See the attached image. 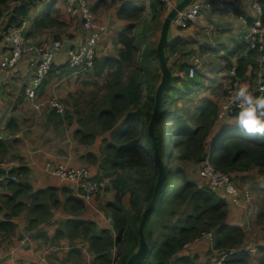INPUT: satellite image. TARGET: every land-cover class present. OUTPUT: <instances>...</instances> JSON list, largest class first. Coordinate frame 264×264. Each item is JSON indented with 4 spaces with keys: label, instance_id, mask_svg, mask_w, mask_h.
Returning <instances> with one entry per match:
<instances>
[{
    "label": "crops",
    "instance_id": "1",
    "mask_svg": "<svg viewBox=\"0 0 264 264\" xmlns=\"http://www.w3.org/2000/svg\"><path fill=\"white\" fill-rule=\"evenodd\" d=\"M99 1L87 0L89 8H95L97 23L107 32L97 46L96 58L98 61L105 57L118 58L123 46L115 45L116 35L129 22L120 19L109 0L103 4H98ZM173 1L180 4L185 0ZM194 1L199 0H191L188 5ZM204 1L211 7L202 10L195 21L182 28L171 22L168 28L164 57L172 82L174 76L181 81L175 89L183 96L170 106L175 120L164 123L163 134L166 137L171 129L182 126L195 129L204 119L209 123L203 142V153H207L224 134L255 137L245 135L235 124L228 123V116L217 121L216 115H207V109L226 97L231 86V70L237 75L239 86L247 84L256 95L264 79V63H260L258 56L250 57L247 48H240L245 46L242 40L245 27L257 17L252 2ZM151 3L152 0H133L131 5L148 8ZM261 7L264 12V0ZM165 17L163 12L161 20ZM6 21L5 16L1 18L0 29ZM21 25L26 41L44 49L55 39L76 43L83 36L79 21L67 13L63 0L34 2L28 6ZM4 35L0 31V54L10 47ZM159 36L160 32L153 41ZM176 42L182 47L173 54L168 47ZM189 55L199 60L193 79L187 77L188 69L179 70L180 64L188 62ZM30 59L31 55H25L12 69L0 66V216L1 222L10 225L7 231L0 230V264H126L138 248L127 261H123L121 253L118 255L108 206L113 201V193L99 169V148L79 143L75 132L80 130V117L69 113V101L96 103L104 95L106 70L100 75L94 69L76 70L68 64L64 53H58L53 55L47 77L35 87L33 74L28 69ZM96 80L101 82L103 92L92 93L90 98V87ZM160 81L161 76L158 84ZM32 87L35 94L29 96L26 90ZM50 100L59 101L64 112L60 114L49 108L46 103ZM35 104L44 106L36 110ZM166 145L163 146L165 158ZM163 163L167 167L182 168L198 188L209 189L207 181L199 174L200 162L174 160L169 163L164 159ZM59 166L88 168L91 177L98 181L100 192L90 207L80 200L82 206L77 208L66 200L74 195L72 184L52 175ZM9 174L15 176L16 181L9 180ZM233 184L238 192L236 201L232 195L215 192L226 206V230L219 235L215 233L212 241L202 237L194 239L166 264H174L176 258L184 257L192 264H215L227 251H232L230 255L239 254L243 258L241 264H264V168L250 166L244 173H233ZM182 207L176 218L181 215ZM154 218L158 220L160 216ZM158 230L154 227V237ZM102 232L112 238V246L106 250L101 249L102 241L93 237V234L103 236ZM24 237L29 238L28 242ZM218 238L222 242L220 246H217ZM141 264L153 263L144 260Z\"/></svg>",
    "mask_w": 264,
    "mask_h": 264
},
{
    "label": "trees",
    "instance_id": "2",
    "mask_svg": "<svg viewBox=\"0 0 264 264\" xmlns=\"http://www.w3.org/2000/svg\"><path fill=\"white\" fill-rule=\"evenodd\" d=\"M38 1L42 0H0V20L4 16L7 18L0 31L6 34L10 30L19 29L23 18L27 16L28 6ZM109 1L114 4V10L117 9L120 19L129 22L117 33L115 39V45L121 44L123 50L119 52L118 58L105 57L99 61L96 51L91 68H74L79 71L94 69L97 75L106 70L103 85L105 93L91 109L92 116L86 120L84 116L78 119L80 130L75 132V137L82 145L93 144L99 148V169L102 178L108 180L113 193V201L108 206L112 227L116 232L118 255L121 253L123 261H127L139 246L138 224L157 181V168L153 163L147 125L153 109L155 89L161 76L153 38L161 28L164 5L161 0H152L148 8L133 7V0ZM103 3L105 0H100L98 4ZM90 10L93 12L95 8ZM139 21L142 23L139 24ZM135 23H138V31L132 33ZM181 47L182 44L176 42L168 47V51L175 54ZM244 47L240 48H247ZM248 54L253 58L257 56V52L251 50ZM188 68V62L179 65L180 72ZM180 82L174 76L172 85L164 93L162 108L154 125V135L163 160L166 159L169 163L174 160L201 162L206 159V154L203 153V142L209 125L206 120H201L195 129L182 126L176 132L171 129L165 138L163 136L164 123L175 120L170 106L183 96V93L175 89ZM261 83H264V79ZM220 105L218 103L208 108L207 115L215 116ZM87 123L93 125L91 131L85 129ZM106 133L108 135L104 137ZM236 134H224L211 146L207 154L209 162L215 168L232 174L244 173L250 166L264 168V138ZM166 143L168 152L165 158L163 146ZM73 196L66 200L80 208L82 199ZM181 207L183 211L176 218ZM226 215L225 203L215 193L207 188H198L186 177L182 168L165 165V179L159 200L144 225L148 244L144 260H150L153 264H166L183 246L203 232L213 230L214 234L219 235L227 228L224 224ZM155 216L160 218L153 219ZM9 227V224L0 220L1 231H7ZM154 227L159 228L156 237ZM102 235L93 234V237L100 239L101 249L106 250L112 246V238L105 232ZM221 243L218 238L217 246ZM104 257H107L106 253ZM242 261L243 258L235 253L229 255L226 264H241ZM174 264L192 262L184 257L176 258Z\"/></svg>",
    "mask_w": 264,
    "mask_h": 264
},
{
    "label": "built area",
    "instance_id": "3",
    "mask_svg": "<svg viewBox=\"0 0 264 264\" xmlns=\"http://www.w3.org/2000/svg\"><path fill=\"white\" fill-rule=\"evenodd\" d=\"M130 1V0H124ZM166 9L174 7L171 0H161ZM252 7L257 13V17L250 25L245 27L243 33V40L251 51L257 52L260 63H264V12L261 7V0H250ZM63 4L68 14L76 17L79 20L82 37H79L76 43L70 40L56 39L52 41L49 48H43L36 43H28L23 33V27L13 29L4 35V40L10 45L6 53L0 54V66L5 69L14 68L17 63L25 56L31 55L28 63V69L33 74L35 87L47 76L51 69L53 55L65 50L67 62L72 68H91L95 52L101 38L106 35L104 26L99 25L95 19L94 13L90 10L86 0H63ZM211 4L204 0L194 2L189 7L185 8L177 14L173 20L176 27H185L187 23L193 22L198 17L201 10L210 8ZM241 19V18H240ZM63 52V51H62ZM191 67L188 71V77L194 76L195 70L198 67L196 59H190ZM233 81L228 91L226 100L220 105L218 118H222V113L226 110L231 113L237 110L235 105L230 103L232 93L239 88V83L235 77L234 71H231ZM35 88L27 89L29 96L35 94ZM258 91H264V83H260ZM48 104L58 113H62L61 105L55 101L50 100ZM44 104H35L34 109L40 110ZM201 176L208 180L211 188L222 190L226 195H232L233 201H236L237 191L233 186L228 174L215 170L210 164L205 163L200 172ZM52 175L58 179L67 181L72 184V189L76 196L81 198L87 206H91L96 194L99 192V185L91 180L90 173L85 168H67L59 166L52 171ZM8 179L15 181L16 177L9 175ZM203 237L211 239L210 234H203ZM216 264H223L222 261Z\"/></svg>",
    "mask_w": 264,
    "mask_h": 264
},
{
    "label": "clouds",
    "instance_id": "4",
    "mask_svg": "<svg viewBox=\"0 0 264 264\" xmlns=\"http://www.w3.org/2000/svg\"><path fill=\"white\" fill-rule=\"evenodd\" d=\"M132 0H130L129 2H131ZM173 3H174V6L176 5V3L173 1V0H171ZM162 2V1H161ZM194 2H196V1H194ZM194 2H192L191 4H193ZM190 4V5H191ZM164 5V4H163ZM190 5H188V6H186L185 8H187V7H189ZM184 8V9H185ZM172 9V8H171ZM171 9H166L165 7H164V12H165V14L167 15L168 13H169V11H171ZM183 9V10H184ZM208 9V8H207ZM204 10V9H203ZM202 11V10H201ZM200 11V12H201ZM181 12V11H180ZM199 12V13H200ZM179 13V12H178ZM199 15V14H198ZM177 16V15H176ZM175 16V17H176ZM175 17H174V19H175ZM173 19V20H174ZM242 19V18H241ZM173 20L171 21L172 23H173ZM162 23H163V20H162ZM189 23H191V22H189ZM189 23H187V25L189 24ZM186 25V26H187ZM250 25V24H249ZM22 26V25H21ZM175 26V25H174ZM185 26V27H186ZM23 27V26H22ZM176 27V26H175ZM177 28H180V27H177ZM160 30H161V28H160ZM245 30V29H244ZM23 33H24V29H23ZM243 33H244V31H243ZM25 35V34H24ZM56 40V39H55ZM242 40H243V36H242ZM243 42H244V40H243ZM244 44L246 45V43L244 42ZM246 47H247V49H248V46L246 45ZM249 50V49H248ZM63 51V52H62ZM61 52H59V53H64L65 54V52H64V50H62ZM58 54V53H57ZM66 56V55H65ZM190 59H196L197 61H198V66H199V60L197 59V58H195L194 56H192V57H190L189 59H188V63H189V68L191 67V64H190ZM66 60H67V57H66ZM158 62V61H157ZM52 66V65H51ZM189 68H188V71H189ZM198 68V67H197ZM51 70V69H50ZM231 71H234V70H231ZM50 72V71H49ZM48 72V73H49ZM195 73H196V70H195ZM195 73H194V76H195ZM234 74H235V72H234ZM48 75V74H47ZM194 76L192 77V78H194ZM232 76V75H231ZM47 77V76H46ZM45 77V78H46ZM187 77H188V73H187ZM235 77L237 78V80H238V83H239V79H238V77H237V75L235 74ZM44 78V79H45ZM189 78V77H188ZM192 78H189V79H192ZM232 81H233V76H232V79H231V83H232ZM261 83V82H260ZM260 83H259V85H260ZM262 84V83H261ZM239 85V84H238ZM259 85H258V87H259ZM158 86V85H157ZM231 87V86H230ZM258 87H257V89H256V94H258V95H254L253 94V92L250 90V88H249V86L247 85V84H242V85H240L239 86V88H238V90H236V91H234L233 93H232V96H231V99H230V103L232 104V105H235L236 106V108H237V110H234V111H232L231 113H229L227 110L224 112V113H222V118H218V113H219V109L217 110V114H216V119H217V121H222L223 119H225V117L226 116H228L229 117V119H228V123H231V124H235V126H237L238 127V129L241 131V132H243L245 135H250V136H257V137H261V138H264V96H262V94L264 93V91L262 92V93H260L259 91H258ZM157 88V87H156ZM155 91H156V89H155ZM154 95H155V93H154ZM227 95H228V93H227ZM227 95H226V97H227ZM226 97L222 100V101H220L221 102V104L226 100ZM57 101V100H56ZM163 101V100H162ZM60 105H61V107H62V109H63V111L62 112H64V107H63V105L59 102V101H57ZM47 106L49 107V108H51L48 104H47ZM51 109H53V108H51ZM54 111H56L55 109H53ZM236 111V113H235V115L234 116H231L230 114H233L234 112ZM57 112V111H56ZM58 113V112H57ZM61 114V113H60ZM210 151V150H209ZM209 151L207 152V153H205L206 154V159L205 160H203V161H201L200 162V169H199V174H200V172H201V169H202V167L204 166V164L205 163H208V164H210L215 170H217V171H220V172H222V173H225V174H228L229 175V177H230V180H231V182H232V184H233V174L232 173H228V172H224V171H221V170H219V169H217V168H215L213 165H212V163H210L209 162V160H208V157H207V154L209 153ZM162 161H163V159H162ZM164 164V163H163ZM81 168V167H80ZM82 168H85V167H82ZM85 169H87L88 170V168H85ZM164 170H165V165H164ZM89 171V170H88ZM90 173V172H89ZM10 175V174H9ZM11 176H13V175H11ZM200 176H201V174H200ZM202 177V176H201ZM90 178H91V180H93V181H95L98 185H99V183H98V181L97 180H95V179H93L92 177H91V175H90ZM203 179H205L204 177H202ZM10 180V179H9ZM206 181H207V183H208V187H209V190H211L213 193H215L216 191H222V190H216V189H213V188H211V186L209 185V182H208V180L207 179H205ZM12 181V180H11ZM16 181V180H15ZM164 183V182H163ZM233 186H234V184H233ZM235 187V186H234ZM162 189V188H161ZM236 189V188H235ZM236 191H237V189H236ZM99 192H100V185H99ZM98 192V193H99ZM223 192V191H222ZM98 193L96 194V196L98 195ZM224 193V192H223ZM73 194H74V196L76 197V194H75V192L73 191ZM225 194V193H224ZM226 195V194H225ZM95 196V197H96ZM227 196V195H226ZM237 196H238V192H237ZM95 197H94V199L93 200H95ZM160 197V196H159ZM79 198V197H78ZM81 199V198H80ZM247 199H249V196L247 195ZM83 201V200H82ZM84 202V201H83ZM85 203V202H84ZM90 207V206H89ZM103 215V214H102ZM142 215V214H141ZM104 216V215H103ZM3 218L0 216V220H2ZM111 220V219H110ZM140 222V221H139ZM139 225V224H138ZM138 229V228H137ZM210 234L211 235V239H208L209 241H212V239L214 238V231L213 230H209V231H207V232H203L199 237H202V238H205V237H203V234ZM137 236H138V234H137ZM198 238V237H197ZM207 239V238H206ZM138 243H139V241H138ZM148 245V244H147ZM139 247V246H138ZM231 252L232 251H227V252H225L224 254H222V255H220V257H219V259L215 262V264L217 263V262H219V261H222V263L223 264H226L225 263V258L228 256V255H230L231 254ZM148 253V252H147Z\"/></svg>",
    "mask_w": 264,
    "mask_h": 264
},
{
    "label": "water",
    "instance_id": "5",
    "mask_svg": "<svg viewBox=\"0 0 264 264\" xmlns=\"http://www.w3.org/2000/svg\"><path fill=\"white\" fill-rule=\"evenodd\" d=\"M190 2L191 0H185L180 4H176L171 9V11H169V13L166 15L161 25L160 36L156 47L157 61L159 68L161 69V81L158 84L155 91L153 109L147 125V134L151 140V145L153 149V153H152L153 163L157 168V181L155 183L151 199L147 204V206L145 207V209L143 210L138 225V229H137L138 241H139L138 251L131 258H129L126 264H141L144 261L148 252V245L144 235V225L149 216V213L152 211V209L155 207V205L159 200L161 188L165 179L164 164L160 156L159 148L157 146V140L153 131L157 117L160 113L163 93L165 89H167L171 85L172 82V75L166 65V61L164 57V47L167 43V32L171 21L178 14V12L182 11Z\"/></svg>",
    "mask_w": 264,
    "mask_h": 264
},
{
    "label": "rangeland",
    "instance_id": "6",
    "mask_svg": "<svg viewBox=\"0 0 264 264\" xmlns=\"http://www.w3.org/2000/svg\"><path fill=\"white\" fill-rule=\"evenodd\" d=\"M108 10H110L109 9V7H106ZM142 22L141 21H139V24H141ZM137 24L138 23H135V28H134V30H132V33L134 32V33H136L137 31H138V27H137ZM159 32H160V30L158 31V33L156 34L157 35V37H158V35H159ZM155 35V36H156ZM158 38L157 39H155V47L157 46V44H158ZM108 45V44H107ZM119 47V46H118ZM108 49H110V47L108 48ZM119 49H121V48H119ZM190 57H192L191 55H189ZM189 57V58H190ZM195 57V56H194ZM188 58V59H189ZM196 58V57H195ZM101 90H102V92H103V88L101 87V82L99 81V80H96V81H94L93 83H92V85H91V87H90V94H89V97L90 98H92V93H97V94H99L100 92H101ZM56 101V100H55ZM69 101V100H68ZM70 102V104H71V107H70V109H69V113L72 115V116H77V117H80L81 118V116L83 117H85V120L86 119H88V117L91 115L92 116V113H91V109L94 107V105H95V103L93 102V100H90V102L89 103H87V104H84V103H78V102H74V101H69ZM219 103H221V102H219ZM63 113V112H62ZM93 127V125H91V124H89V123H87V126L85 127V129L87 130V131H91V128ZM176 130H177V128L176 129H174V132H176ZM163 131H164V129H163ZM108 134L106 133V134H104V137H106ZM163 136H164V138H165V135L163 134ZM189 212V211H188ZM25 239H24V241L25 242H28V240H29V238L28 237H24Z\"/></svg>",
    "mask_w": 264,
    "mask_h": 264
}]
</instances>
